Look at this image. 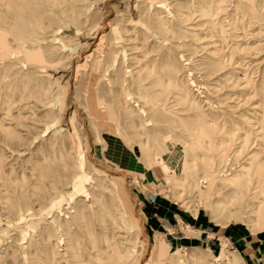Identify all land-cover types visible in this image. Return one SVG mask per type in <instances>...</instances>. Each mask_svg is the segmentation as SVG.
Returning a JSON list of instances; mask_svg holds the SVG:
<instances>
[{"label":"rangeland","instance_id":"obj_1","mask_svg":"<svg viewBox=\"0 0 264 264\" xmlns=\"http://www.w3.org/2000/svg\"><path fill=\"white\" fill-rule=\"evenodd\" d=\"M0 264H264V0H0Z\"/></svg>","mask_w":264,"mask_h":264},{"label":"bare ground","instance_id":"obj_2","mask_svg":"<svg viewBox=\"0 0 264 264\" xmlns=\"http://www.w3.org/2000/svg\"><path fill=\"white\" fill-rule=\"evenodd\" d=\"M247 64V63H246Z\"/></svg>","mask_w":264,"mask_h":264}]
</instances>
